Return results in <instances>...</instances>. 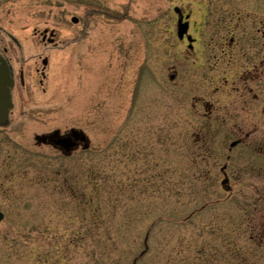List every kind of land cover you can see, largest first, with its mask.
<instances>
[{
  "label": "rangeland",
  "instance_id": "1",
  "mask_svg": "<svg viewBox=\"0 0 264 264\" xmlns=\"http://www.w3.org/2000/svg\"><path fill=\"white\" fill-rule=\"evenodd\" d=\"M7 1L26 76L0 128V264H264V87L242 104L228 58L213 78L177 39L175 9L199 42L228 38L227 0ZM70 129L88 151L36 143Z\"/></svg>",
  "mask_w": 264,
  "mask_h": 264
},
{
  "label": "flooded vegetation",
  "instance_id": "2",
  "mask_svg": "<svg viewBox=\"0 0 264 264\" xmlns=\"http://www.w3.org/2000/svg\"><path fill=\"white\" fill-rule=\"evenodd\" d=\"M6 2L8 1L0 0L1 9H3L4 5H6ZM226 2L227 6L225 7L227 8L228 13H232L236 21L233 32L228 38H220L217 37L216 34V37H210L207 43H205L206 41L199 42L200 38L196 39L192 34H190L192 26L190 21L191 15L183 13L179 9H177V12H175L177 16V25L179 22L181 25H187V31L185 34H183L182 38L179 39L177 37L178 41H181L186 45V53L184 52L181 58L186 59L187 53L194 52L195 46H199L200 43V59L201 61L203 59L205 60L201 67H207L210 70L209 74L213 78H219V76H221L219 70L221 66L220 60L222 61V59L226 56L228 58L226 67L228 69V72L230 73L231 80L233 79L231 83V91L239 94V97L242 100V102H240L242 104H247L244 101H246L249 97L256 102L260 99L259 94H261V87H264V0H227ZM238 9L243 11L242 16L235 15ZM2 19L3 18H1L0 22H2ZM2 30H4V25L0 26V67L4 64L11 74L12 87L10 89V96L13 108V93L15 91L14 89L16 88L17 82L19 87L24 88L26 69L25 62L23 64L17 65L14 60L11 61V55H14L16 53L18 55L21 54L22 50L20 42L14 38H11L7 34L5 35ZM36 35L37 33L34 32V37ZM55 39L56 33L54 29H51L50 31L45 29L42 33L39 34L37 42H39L38 45H41L43 49L47 48V46L49 45L57 48L58 43H55ZM38 59L41 60V55L37 58V60ZM206 63H208L210 66H206ZM47 64V58H43L41 60V69H39L37 66L35 67L34 65L33 72L35 74L39 73L40 77L44 78V70L47 67ZM14 65L18 66V69H15ZM193 70L195 69L193 68ZM206 72L202 71L201 74L204 73L206 75ZM222 76L225 77V74L223 73ZM224 83H226V80H224ZM192 99L194 104L200 103L202 105V107L206 110L205 119L208 122H211V114L216 111L214 105L201 96L195 95ZM12 108L8 112L9 114L6 125L0 126V128H4L7 126ZM73 131L79 133L77 137L72 136ZM54 132H57V137H55L52 141L56 140V142H59L60 140L67 141V139H69V141L72 142V148L68 155H65L68 152L62 150L60 146H53L51 144V141H49L48 139H46L45 142L36 141V143L38 145L50 146L57 150L64 157H70L79 150L82 152H86L90 148V143L87 139V136L85 135V133L78 129H70L63 133H61V131L59 130H55L40 136H50ZM82 135H84L86 138L85 142L79 140ZM245 136L247 138V136L249 135L246 134ZM234 143H237L234 147L240 144L238 142ZM262 148L264 149V146H262ZM231 149L232 148H230L229 151H231ZM257 155L259 157H264V154L262 152L257 153ZM227 158L228 160L230 159L229 156H227ZM225 168L226 167L222 168L221 172L223 173L224 178H227L224 172Z\"/></svg>",
  "mask_w": 264,
  "mask_h": 264
},
{
  "label": "water",
  "instance_id": "3",
  "mask_svg": "<svg viewBox=\"0 0 264 264\" xmlns=\"http://www.w3.org/2000/svg\"><path fill=\"white\" fill-rule=\"evenodd\" d=\"M175 12H177V9H175ZM73 23H76V19L71 20ZM187 25H181L180 22L177 25V37L179 39L182 38L183 34L186 33ZM12 87V78L9 70L7 67L3 64L0 67V126H4L7 123L8 118V112L12 108L11 103V96H10V89ZM79 133L76 131L72 132L73 137H77ZM57 137V132H54L50 136H36L35 140L37 142H45L46 139L51 141V144L53 146H60L62 150H65V155H68L71 148H72V142L69 141V139L66 140H60L59 142L52 141L54 138ZM85 136L82 135L79 140L85 142ZM236 143H232L230 145V148L234 147ZM227 184V178L225 177L224 180L221 182V185L224 187ZM225 190H228V188H225ZM3 213L0 211V222L3 220Z\"/></svg>",
  "mask_w": 264,
  "mask_h": 264
}]
</instances>
